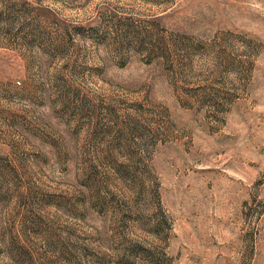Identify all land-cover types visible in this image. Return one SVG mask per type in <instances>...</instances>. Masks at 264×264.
<instances>
[{"label": "rangeland", "instance_id": "1", "mask_svg": "<svg viewBox=\"0 0 264 264\" xmlns=\"http://www.w3.org/2000/svg\"><path fill=\"white\" fill-rule=\"evenodd\" d=\"M0 264H264V0H0Z\"/></svg>", "mask_w": 264, "mask_h": 264}]
</instances>
